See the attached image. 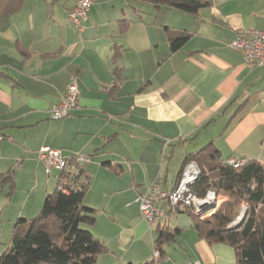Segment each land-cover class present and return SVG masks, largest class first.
<instances>
[{"label": "crops", "instance_id": "crops-1", "mask_svg": "<svg viewBox=\"0 0 264 264\" xmlns=\"http://www.w3.org/2000/svg\"><path fill=\"white\" fill-rule=\"evenodd\" d=\"M80 0H24L0 26V252L19 219H33L58 184L44 147L91 157L83 203L88 229L107 251L97 264H147L164 229L179 230L151 264H237L226 243H210L184 207L149 225L139 198L154 183L172 191L183 163L214 143L224 159L264 164V67L229 47L236 31H264V0H208L197 15L132 0H93L81 30L69 20ZM189 39L173 52L171 34ZM79 110L51 112L68 88Z\"/></svg>", "mask_w": 264, "mask_h": 264}, {"label": "trees", "instance_id": "trees-1", "mask_svg": "<svg viewBox=\"0 0 264 264\" xmlns=\"http://www.w3.org/2000/svg\"><path fill=\"white\" fill-rule=\"evenodd\" d=\"M132 1L190 15H197L211 6L208 0ZM23 2L0 0V26L5 18L22 8ZM188 39L189 35L185 33L171 34V50L178 51ZM229 159L221 156L214 143L185 158L182 171L191 161L201 169L192 186L196 196L205 197L210 191L225 193L213 213L204 219L197 218L196 229L210 243L232 246L237 264H264V164L247 160L244 166L234 168L227 163ZM4 185L10 186L11 193L14 191L13 169L0 174V189ZM88 189L64 194L57 188L46 197L36 217L19 219L12 232L11 244L0 255V264H97L98 257L107 251V247L88 229L97 222L98 213L83 203ZM243 206L247 207L245 218L240 225H234ZM178 234V229L161 231L156 242L160 256L164 254L163 246L174 241Z\"/></svg>", "mask_w": 264, "mask_h": 264}, {"label": "built area", "instance_id": "built-area-1", "mask_svg": "<svg viewBox=\"0 0 264 264\" xmlns=\"http://www.w3.org/2000/svg\"><path fill=\"white\" fill-rule=\"evenodd\" d=\"M92 4L93 0H80L70 11L69 20L75 28L79 30L83 28ZM229 47L242 54L248 64L264 67V31L252 28L237 30L236 36L230 42ZM79 97L80 93L77 86L72 84L61 98V101L52 110V120L64 119L71 112L79 110ZM40 160L46 165L49 176L52 175V170L59 172L57 188L60 192L69 194L71 192H84L88 189L92 178L87 170L91 163L90 156L79 153L64 155L60 150L44 147L40 151ZM227 163L234 168H240L247 163V160L230 158ZM200 174L199 165L195 161H191L185 165L181 177L172 191H163L159 183H154L148 192L139 198L140 213L143 219L149 225L163 219L168 220L169 216L157 207V204L163 201H167L172 209L184 207L198 219H204L213 213L222 202L221 196L225 193L218 194L210 191L205 197L196 196L192 192V186L197 182ZM243 207L245 208V206ZM159 258L160 253L156 250L147 264L154 263Z\"/></svg>", "mask_w": 264, "mask_h": 264}, {"label": "rangeland", "instance_id": "rangeland-1", "mask_svg": "<svg viewBox=\"0 0 264 264\" xmlns=\"http://www.w3.org/2000/svg\"><path fill=\"white\" fill-rule=\"evenodd\" d=\"M238 159V158H237ZM47 171V170H46ZM46 184H48V187L51 189V192L52 191H54L56 188H57V181L56 180H54V179H50L49 180V183H48V179H47V183ZM247 207L245 206V208L243 207L242 208V211L244 210V209H246ZM242 211H241V213H242ZM240 213V214H241ZM237 221V220H236ZM4 253V250L2 251V252H0V255L1 254H3Z\"/></svg>", "mask_w": 264, "mask_h": 264}, {"label": "water", "instance_id": "water-1", "mask_svg": "<svg viewBox=\"0 0 264 264\" xmlns=\"http://www.w3.org/2000/svg\"><path fill=\"white\" fill-rule=\"evenodd\" d=\"M245 215H246V210L240 215L238 221L234 225H240L242 221L244 220Z\"/></svg>", "mask_w": 264, "mask_h": 264}]
</instances>
